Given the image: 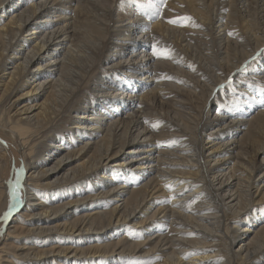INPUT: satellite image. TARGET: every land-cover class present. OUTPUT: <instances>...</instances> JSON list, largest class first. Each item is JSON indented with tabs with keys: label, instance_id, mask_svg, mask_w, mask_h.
<instances>
[{
	"label": "bare ground",
	"instance_id": "obj_1",
	"mask_svg": "<svg viewBox=\"0 0 264 264\" xmlns=\"http://www.w3.org/2000/svg\"><path fill=\"white\" fill-rule=\"evenodd\" d=\"M172 6L187 12L183 23ZM263 7L264 0H0V254L14 235H24L22 244H12L9 264L46 263L50 256L52 264L54 256L68 264H121L142 244L139 233L122 228L126 218L136 216L140 228L157 215L169 225L158 237L165 242L156 264H213L223 243L229 255L221 264L264 258V210L242 226L231 223L264 203V91L256 87L264 65L239 80L264 61V16L255 14ZM87 12L96 28L83 21ZM106 38L114 42L108 66L122 68L120 75L95 73ZM195 38L216 43L204 47L202 63L188 49ZM173 44L193 73L176 59ZM187 85L199 90L190 92L193 105L179 97ZM199 92L207 94L201 106ZM213 104L216 117L209 119ZM72 136L80 140H66ZM72 143L81 145L75 151ZM115 157L114 169L104 170ZM123 164L136 175L117 174ZM98 169L102 181L88 186ZM102 196L118 203L93 207ZM241 200L247 206L237 210ZM185 240L217 250L189 257ZM85 242L92 244H79Z\"/></svg>",
	"mask_w": 264,
	"mask_h": 264
},
{
	"label": "rangeland",
	"instance_id": "obj_2",
	"mask_svg": "<svg viewBox=\"0 0 264 264\" xmlns=\"http://www.w3.org/2000/svg\"><path fill=\"white\" fill-rule=\"evenodd\" d=\"M251 4H253V3H251ZM129 7V6H128ZM131 9V8H130ZM241 9H244V8H242L241 6L239 7V8H237V10H236V13H237V17H236V20L237 21H241V19H240V16H239V14H238V12H239V10H241ZM169 11L173 14V15H176V16H179V17H181V23H183L184 22V18H186L187 17V15H185V14H187V12H185V14H183L182 12H180V10L178 9V8H174L173 6L171 7V8H169ZM1 13V12H0ZM98 13H100L101 15H103L104 14V12H102V10L101 11H98ZM79 14H80V16H82L81 15V13L79 12ZM250 14H252L251 12L250 13H248L247 14V19H248V17H249V15ZM256 15H258V16H261V17H263L264 16V7H263V9L261 10V11H258V12H256L255 13ZM2 15V17L4 16V13L3 14H0V16ZM70 15V14H69ZM90 15V13L89 12H87L86 14H84L83 15V21H88L87 22V24H90V26H91V24H93L92 22H90L93 18L91 17V16H89ZM63 24H65V23H63ZM63 24H56V25H63ZM115 24H117V23H113L112 24V26H114ZM94 28H96V25L94 26V24L92 25ZM110 30H112V27H108L107 28V30L105 31V33H101L99 30H97L98 31V34L100 35V36H102V35H104V34H106V33H108ZM97 34V35H98ZM141 36H143V35H141ZM140 38V36L137 38V39H139ZM165 39H167V38H165ZM195 41H196V43H195V41L194 42H192V45H191V47L190 48H188L190 51H192V52H194V55H195V59H196V61H198V62H200V63H202V62H204L205 61V59H204V57H203V52H202V50L204 51V47L205 46H210V48L212 47V46H216V43H214L212 40H210V39H206V41L204 42V41H200V39H194ZM106 43H107V47H104L103 49H101V54H100V56H98V59H97V63H96V66H97V70H95V73H98V74H107V73H111V74H113V75H120V71H122V68H116V67H114V66H108V63H107V60H108V54H107V51H111L112 50V47H113V44H111V43H114L113 42V40H110V39H108V38H106ZM151 45H152V43H150ZM149 46V48L148 49H150V45H148ZM173 47L175 48V50L176 51H178V52H176V54H177V56H176V59H180V60H182V61H185V64H182V66H184V67H186V68H188L189 69V71L191 72V73H193L192 71V69L191 68H193V67H191L190 68V65L191 64H189L188 63V61H187V59H184L183 57H184V55L186 54L184 51H182L181 49H178L177 47L178 46H176V45H174L173 44ZM188 49H185V51L186 50H188ZM121 51L122 52H125V51H127V49H126V47H124V46H122L121 47ZM263 51H264V49H263ZM231 52V51H230ZM150 53V52H149ZM178 54H179V56H178ZM130 63V62H129ZM264 65V61H259L258 63H255V64H251V67H250V70L249 71H246V73L244 74V77H242V79H239L241 82H246V81H248L249 79V76H250V74L253 72L252 71V69H254V68H261V66H263ZM195 68V70H197L196 69V66L194 67ZM264 68V67H263ZM48 69H50V68H47V70ZM154 69V68H153ZM151 70L152 72H154V70ZM156 69H157V71L155 72V73H158V74H160V73H162V74H165V73H168V72H170V68L168 67V68H161V67H156ZM123 70H124V68H123ZM189 74V73H188ZM195 75V74H194ZM182 77V79L183 80H188L189 78H188V76L187 75H181ZM127 77H129V75L127 74ZM124 79H122V81H123ZM144 82H145V84H146V86H153V84L148 80V78H144ZM189 90H184V91H181V94L179 95V97L181 98V99H183L185 102H187L188 104H191V105H193V102H192V94L190 93V92H192V91H194V90H196V92L197 91H199L198 89H196V88H194V86H186ZM256 87H257V89L258 90H263L264 91V80H259V81H257V85H256ZM248 97V96H247ZM239 98H241L242 99V97H239ZM248 98H250V97H248ZM22 99V98H21ZM205 99H207V94L205 93V92H199V94H197L196 95V100H197V102H198V105L199 106H201V103H204L205 102ZM220 101V100H219ZM170 102V99L168 98H165V101L163 102L164 103V105L168 108V103ZM234 102H236V103H238L239 105H241V106H245L246 105V102L245 101H243V100H239V101H234ZM138 103V102H137ZM24 104H27V102H24ZM28 105V104H27ZM215 111H217V108L215 107V104H213L212 106H211V108H210V111L208 112L209 114H208V117H209V119H212V118H215L216 116V112ZM159 116V115H158ZM212 126H214V124L212 125ZM259 127H260V129L261 130H263L264 131V121H259ZM242 129L239 127V128H236V127H232L231 128V131L232 132H234L236 135H242V131H241ZM77 131H79V133H80V129H77ZM160 131L161 132H163L164 130H156V132H157V134L159 135L160 134ZM104 133V131L101 133V135ZM77 136H78V134H77ZM156 137V135L155 134H153L152 135V138H155ZM70 139H73V140H76L77 142H78V140H80V138L78 139V138H75V137H69L68 139H66L67 141H70ZM145 140H148V138H145ZM53 144H56V143H52V145ZM73 145H72V147H73V149H75V151L78 149V146L79 145H81V144H78V145H76V143H72ZM142 145H146V144H149V142H142L141 143ZM175 145V144H174ZM56 146V148H57V146L58 145H55ZM129 146L128 145H126L125 147H124V149L120 152V154H126L124 151H126L127 150V148H128ZM174 146H171V148L170 149H172ZM257 147V145L255 144L254 146H253V148H256ZM252 153H254V152H252ZM130 155H132V154H130ZM129 155H124V157H128ZM256 157V156H255ZM47 157H44V160L46 159ZM117 159V157H115L114 159H111V161H107L106 162V164H102L103 166H102V168H104V170H106V171H108L109 169H114L113 168V166H111L110 165V163H112L113 161H115ZM50 164V161H48L47 162V165H49ZM227 164V162L226 161H224L221 165H220V167L222 168V167H225L224 165H226ZM109 166V167H108ZM260 167H261V165L258 167V168H256L255 169V171H256V173H259V171H260ZM118 169V171L116 172L117 174H122V173H129L130 175H136V171L133 169V166H129V165H126V164H123V166L122 167H119V168H117ZM224 169V168H223ZM264 169V168H263ZM262 169V170H263ZM261 170V171H262ZM258 171V172H257ZM155 172H156V170H154L153 171V173H150L149 175H154L155 174ZM102 173H104V171H102V170H97L96 172H95V174H93V176L95 177V179L94 180H90V179H88L92 184H88V186H92V185H94V187L96 188V187H98V184H95L96 182H98V181H102L101 179V174ZM90 178V177H89ZM107 181V180H106ZM83 184H87L86 183V181H85V178H83ZM106 184V183H105ZM52 188V187H51ZM52 189H54V188H52ZM168 191V190H167ZM189 191V190H188ZM54 192H57V190H54ZM185 192H187V191H184V193ZM183 193V194H184ZM178 194V193H177ZM155 196V200L156 201H160V196L158 195V194H155L154 195ZM147 199H149V200H151L152 201V199H150V198H147ZM161 200H163V201H165L166 202V200L168 201V198L167 197H164V198H161ZM107 201H110V202H112V203H108ZM91 202H95V204L93 205V207H96L97 205H101V204H103V203H107V209L108 208H110V207H112L113 205H114V202L115 203H118V201L116 200V199H110V198H107L106 199V197H104V196H102L101 198H99V197H97L96 199H94V201H91ZM99 203H101V204H99ZM247 206V202L246 201H242L241 200V202H240V204L237 206V210H242V209H244L245 207ZM140 208V207H139ZM138 208V209H139ZM81 209L82 210H88L87 209V207H81ZM127 210H126V217H127V215H129V213L133 210V206L132 205H130L129 207H127L126 208ZM260 210H264V203H258V204H256L255 206H249V208H247V212L246 213H240L239 215H238V217L236 218V219H234L233 221H231V223L233 224V223H235V224H237L238 223V225H240V226H242V225H244V223H246V220H248L249 219V216L254 212V211H256V212H260ZM32 211H34V212H37V211H39L37 208L36 209H34V210H32ZM146 216V215H145ZM145 216H143V218L145 217ZM157 218H153L151 221H147V223H145L142 227H140V228H137L136 227V222H138V221H141L140 219H136V216H130V217H128V218H126V219H130V221L129 222H127L122 228L123 229H125L126 231H130V232H132V236H134L136 233H139V235H136V237L137 238H139V237H141V239H139V240H136L137 242H142V244L140 245L141 247L139 248V252H135V253H133V254H131V255H126V254H124V259H126V261H124L123 263L121 262V264H156L157 263V254H158V251H159V249L163 246V242H165V241H158V237L159 236H161V237H164V235H167V230H168V225H169V223H162V221H161V218H159L160 216L159 215H157L156 216ZM159 222H160V224H161V227L159 228V229H148V228H150L149 226H153L154 224L156 225V224H159ZM243 222V223H242ZM34 223V222H33ZM24 224H29V222H27V223H22L21 225H24ZM95 224V226H98L99 225V223H94ZM34 227H37V224H35L34 223ZM139 229H141V230H139ZM34 230H36V229H34ZM120 235H122V233H120L119 234V237H121ZM113 236H116L115 234H110L109 235V237L108 238H111V237H113ZM23 237H24V235H14V237H12L11 238V240H10V242L7 240L6 242H9L6 246H8V248H7V253H2V254H0V264H9L10 262H9V260L7 261L6 259L8 258V257H12V253H14L15 251H17V248H15V247H13L12 246V244L13 243H17V244H22V242L24 241L23 240ZM168 240V237H167V239H166V241ZM155 242H157L156 244L157 245H154V243ZM79 244H86V245H90V244H92V242H85V243H79ZM183 244H187L186 246H191L192 248L191 249H189V251H187L184 255H186V256H189V257H191V256H194V255H198L197 253H202V251L203 250H205L204 251V253H206V252H209V251H213V253L214 252H216V248L215 247H212V246H205V245H200L201 247H198V245H192V244H189L188 242H187V240H185L184 242H183ZM47 245V244H46ZM50 245V244H49ZM38 246V248H40V249H43V248H45V247H41V246H39V245H33L32 247H33V250H36L35 248ZM28 247H31L29 244H28ZM218 248H220V253H219V255L217 256V257H214V258H212V262H213V264H221V263H223L224 262V259L229 255V252H228V250H226V248H225V244L223 243L222 245H220ZM235 248V247H234ZM262 249H264V247L262 248ZM6 250V249H5ZM119 249H116V252L118 251ZM192 250H194V251H192ZM130 254V253H129ZM183 255V256H184ZM54 256V255H53ZM105 256H107L108 258H115L114 256H110V255H108V254H105ZM110 256V257H109ZM50 257H52V256H50ZM49 257V259L46 261V263H48V264H52V263H50V261H51V259L52 258H50ZM182 257V256H181ZM58 257H56V256H54V259H55V261L57 262V264H68L67 263V261L65 260V258H62V259H57ZM131 258V259H130ZM34 259V257L32 258V259H29V260H33ZM132 259H137L136 261H130V260H132ZM20 258H13V260H11V263L12 262H14V264H21L20 263ZM53 260V259H52ZM208 259H204V261H207ZM182 261V260H181ZM203 262V261H202ZM256 262H259V263H256ZM44 263V261L43 260H41V261H39L38 262V264H43ZM46 263H44V264H46ZM28 264H29V262H28ZM31 264H34V263H31ZM246 264H264V258H262L261 257V255H258V256H256L255 258H253V259H251V261H248Z\"/></svg>",
	"mask_w": 264,
	"mask_h": 264
},
{
	"label": "snow or ice",
	"instance_id": "obj_3",
	"mask_svg": "<svg viewBox=\"0 0 264 264\" xmlns=\"http://www.w3.org/2000/svg\"><path fill=\"white\" fill-rule=\"evenodd\" d=\"M153 53H154V55L157 54V53H156L155 46H153ZM14 198H17V199H18V196H17L16 194H14Z\"/></svg>",
	"mask_w": 264,
	"mask_h": 264
}]
</instances>
